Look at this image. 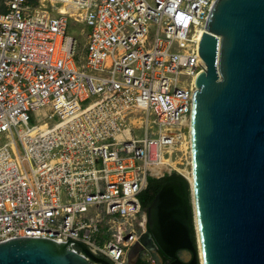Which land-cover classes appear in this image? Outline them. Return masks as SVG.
I'll return each mask as SVG.
<instances>
[{
    "label": "built area",
    "instance_id": "built-area-1",
    "mask_svg": "<svg viewBox=\"0 0 264 264\" xmlns=\"http://www.w3.org/2000/svg\"><path fill=\"white\" fill-rule=\"evenodd\" d=\"M216 1L5 0L0 243L67 241L104 264L82 243L128 264L149 226L148 177L171 173L169 160L189 153L192 99L206 68L200 43Z\"/></svg>",
    "mask_w": 264,
    "mask_h": 264
},
{
    "label": "water",
    "instance_id": "water-1",
    "mask_svg": "<svg viewBox=\"0 0 264 264\" xmlns=\"http://www.w3.org/2000/svg\"><path fill=\"white\" fill-rule=\"evenodd\" d=\"M200 54L206 68L192 99V182L182 173L192 217L180 182H165L148 206V236L128 260L148 248L169 264H264V0H217ZM68 245L13 238L0 243V264H92Z\"/></svg>",
    "mask_w": 264,
    "mask_h": 264
},
{
    "label": "trees",
    "instance_id": "trees-1",
    "mask_svg": "<svg viewBox=\"0 0 264 264\" xmlns=\"http://www.w3.org/2000/svg\"><path fill=\"white\" fill-rule=\"evenodd\" d=\"M174 180L180 182L186 196V200L189 206V211L192 217V205H191V196H190V187L189 182L187 179L180 173L173 171L172 173H167L164 177H155V176H149L148 177V186L146 190L141 195V201L144 206V208L147 210L148 206L153 201L155 194L157 191L162 187V185L169 181ZM162 253V252H161ZM163 254V253H162Z\"/></svg>",
    "mask_w": 264,
    "mask_h": 264
},
{
    "label": "rangeland",
    "instance_id": "rangeland-1",
    "mask_svg": "<svg viewBox=\"0 0 264 264\" xmlns=\"http://www.w3.org/2000/svg\"><path fill=\"white\" fill-rule=\"evenodd\" d=\"M5 8H6L5 0H0V11L5 10ZM76 28H78V31H77L78 32L77 33L78 42H79L80 47H82V45L85 42L86 35H85L84 30L82 29V25L79 24V25H77ZM181 155H182L181 152H179V157L177 159L179 161L178 166L182 168V167H185L187 165V163L189 162L190 154L186 153V156L184 155L182 158H181ZM173 171H176V172L182 174L177 168H175ZM146 254H152L155 257V259L157 260V263L159 262L158 253L146 251ZM179 255L184 260H190L191 256H192V254L188 251H181L179 253Z\"/></svg>",
    "mask_w": 264,
    "mask_h": 264
},
{
    "label": "bare ground",
    "instance_id": "bare-ground-1",
    "mask_svg": "<svg viewBox=\"0 0 264 264\" xmlns=\"http://www.w3.org/2000/svg\"><path fill=\"white\" fill-rule=\"evenodd\" d=\"M188 131H189V135H190V124L188 126ZM185 148L189 149V153L191 154V149H190L191 148V140L190 139L185 144ZM169 161L174 168H177L181 173H183L192 182L193 176H192V167H191V165H192L191 157L189 158V162L187 163V165L185 167H182V168L178 166L177 161H174V160H169ZM154 172L156 174H159L161 172V168L160 167L154 168Z\"/></svg>",
    "mask_w": 264,
    "mask_h": 264
},
{
    "label": "flooded vegetation",
    "instance_id": "flooded-vegetation-1",
    "mask_svg": "<svg viewBox=\"0 0 264 264\" xmlns=\"http://www.w3.org/2000/svg\"><path fill=\"white\" fill-rule=\"evenodd\" d=\"M172 173V172H171ZM167 174V173H166ZM163 175L161 177L166 176ZM148 210V209H147ZM149 233V226L147 228L146 231V236H148ZM147 248H144L142 251H140L139 254L132 256L129 260H128V264H149L147 263L144 259H143V253ZM152 252H156L159 255V262L157 264H169L171 262V259L168 258L167 256H165L164 254L161 253V251L159 250H151Z\"/></svg>",
    "mask_w": 264,
    "mask_h": 264
}]
</instances>
